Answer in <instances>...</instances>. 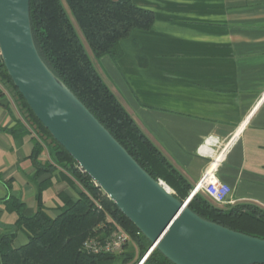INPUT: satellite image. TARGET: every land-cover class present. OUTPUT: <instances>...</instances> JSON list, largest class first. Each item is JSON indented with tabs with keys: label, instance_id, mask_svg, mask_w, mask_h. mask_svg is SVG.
<instances>
[{
	"label": "crops",
	"instance_id": "1",
	"mask_svg": "<svg viewBox=\"0 0 264 264\" xmlns=\"http://www.w3.org/2000/svg\"><path fill=\"white\" fill-rule=\"evenodd\" d=\"M131 1L155 15L154 25L123 40L118 58L87 51L98 74L193 188L210 166L199 147L229 143L216 171L232 189L227 206L264 210V0ZM37 142L0 81V238L12 237L17 249L28 243L18 211L34 216L40 187L52 218L64 206L60 195L78 197L61 166L36 176ZM37 161L51 162L47 149Z\"/></svg>",
	"mask_w": 264,
	"mask_h": 264
},
{
	"label": "trees",
	"instance_id": "2",
	"mask_svg": "<svg viewBox=\"0 0 264 264\" xmlns=\"http://www.w3.org/2000/svg\"><path fill=\"white\" fill-rule=\"evenodd\" d=\"M85 41L97 58L121 56L120 43L133 31H149L155 15L135 6L131 0H65ZM32 34L45 65L85 105L94 117L153 179L164 182L175 197L185 201L193 191L187 180L167 161L104 83L61 0H30ZM0 81L12 94L29 127L36 133L33 161L36 176L53 173L56 166L69 171L68 180L77 199L60 195L64 206L55 218L46 212L39 188L37 210L27 217L18 211L17 230H23L28 243L13 247V238H0V264H137L150 248V242L122 214L74 159L51 137L14 87L0 58ZM47 149L51 162L41 164L37 158ZM67 180V179H66ZM15 204H18L16 201ZM20 209L23 205H19ZM202 219L232 231L264 240V210L253 204L220 208L202 194L188 205ZM126 232L131 247L120 255L93 254L84 250L89 239L101 243L117 228ZM135 258L138 261L133 263ZM144 264H173L155 250Z\"/></svg>",
	"mask_w": 264,
	"mask_h": 264
},
{
	"label": "water",
	"instance_id": "3",
	"mask_svg": "<svg viewBox=\"0 0 264 264\" xmlns=\"http://www.w3.org/2000/svg\"><path fill=\"white\" fill-rule=\"evenodd\" d=\"M0 58L14 87L51 137L173 264H264V240L193 213L153 179L45 65L34 43L30 0H0Z\"/></svg>",
	"mask_w": 264,
	"mask_h": 264
},
{
	"label": "built area",
	"instance_id": "4",
	"mask_svg": "<svg viewBox=\"0 0 264 264\" xmlns=\"http://www.w3.org/2000/svg\"><path fill=\"white\" fill-rule=\"evenodd\" d=\"M229 143L218 140L205 141L198 149V155L210 161V166L193 189V195L202 194L216 205H233L230 200L232 189L216 177L217 166L223 160ZM80 168V167H79ZM129 235L119 227L105 242L89 239L84 244V250L93 254H118L130 242Z\"/></svg>",
	"mask_w": 264,
	"mask_h": 264
},
{
	"label": "rangeland",
	"instance_id": "5",
	"mask_svg": "<svg viewBox=\"0 0 264 264\" xmlns=\"http://www.w3.org/2000/svg\"><path fill=\"white\" fill-rule=\"evenodd\" d=\"M61 1H62L63 6L65 7V9H66L67 12H68V14H69V16H70V19H71V21H72V23H73V25H74V27H75V29H76V31H77V33H78L80 39H81V41H82V43H83V45H84L86 51H88L89 53H92V51H91L89 45H88L87 42L85 41L84 36H83V34L81 33V31H80V29H79V27H78V25H77V23H76L74 17H73L72 14L70 13V10H69V8H68V6H67L65 0H61ZM46 155H47V153H46ZM47 156H48V155H47ZM214 205H215V204H214ZM216 206H218V205H216ZM220 207H221V206H220ZM222 207L227 208V207H229V206H227V205H223ZM222 207H221V208H222ZM128 245H129L128 247H131V246H130V245H131V241L129 242ZM126 251H129V250H127V249L124 250V249H123V251H122L121 253H118V254H116V255H120V254H122L123 252H126ZM137 261H138V258H135V260H134L133 263H135V262H137ZM116 264H122V263L119 262V263H116Z\"/></svg>",
	"mask_w": 264,
	"mask_h": 264
}]
</instances>
